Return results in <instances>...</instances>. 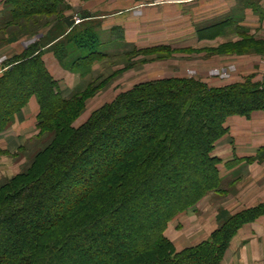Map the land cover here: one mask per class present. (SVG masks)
<instances>
[{
	"label": "trees",
	"instance_id": "16d2710c",
	"mask_svg": "<svg viewBox=\"0 0 264 264\" xmlns=\"http://www.w3.org/2000/svg\"><path fill=\"white\" fill-rule=\"evenodd\" d=\"M13 1L14 20L24 1ZM51 1L28 0L27 11L57 6ZM65 19L59 21L67 29ZM75 38L67 50L96 53L73 63L99 53L91 30ZM42 58L38 43L0 76V132L32 97L39 128L59 129L31 168L0 189V264H222L233 236L264 206L233 216L211 239L180 252L165 231L219 185L216 142L229 117L264 109V82L210 88L196 80L153 81L76 127L86 95L63 96Z\"/></svg>",
	"mask_w": 264,
	"mask_h": 264
},
{
	"label": "rangeland",
	"instance_id": "374dc122",
	"mask_svg": "<svg viewBox=\"0 0 264 264\" xmlns=\"http://www.w3.org/2000/svg\"><path fill=\"white\" fill-rule=\"evenodd\" d=\"M23 1V10L19 13L23 15L13 20L11 11L15 1L2 0L4 16L9 21L0 22V76L12 61L32 46L41 45L43 61L46 50L53 48L58 64L71 74L73 81L70 82L76 83L65 97L78 95L81 100L85 97L73 122L76 127L120 94L153 81L196 80L210 88H226L247 81L264 82V8L260 0H122L120 5L119 2L114 4L116 7L112 5L113 0H53L51 2L57 5L53 10L46 2L47 6L38 8L39 13L27 11L28 0ZM68 1L87 2L96 7L97 19L82 21L75 17V26L66 30L59 19L72 11ZM127 10L131 12L130 30L127 31L135 42L124 37L117 40V35L125 33L123 26L105 32L100 26V22ZM90 30L99 37L100 46L96 50L103 54L97 53L83 64H78L81 61L73 63L78 57L85 59L96 53L82 47H75L71 52L67 50L74 44L76 36ZM59 76L63 74L59 72ZM29 102L14 114L11 126L0 132V136L7 133V139L11 140V151L0 149V189L31 168L37 154L53 142L59 130L57 127L39 128V113L35 117L25 112ZM253 113L256 116L251 118ZM253 113L250 117L231 116L236 120L229 128L226 121L228 131L216 142L227 150L231 149L233 156L230 157L237 165L246 160L240 177L226 186L220 181L195 205L175 215L169 224L177 218L183 222L174 226L176 238L191 237L190 231L196 223L194 218L208 220L216 215L217 228L209 235V240L233 216L263 208L264 203L249 208L247 204L264 192V176L257 169V165L264 163V147L254 158L240 161L235 155L238 144L251 148L264 143V109ZM16 131L21 137L12 134ZM255 214L257 218L242 227L264 217L263 209ZM175 250L182 251L176 247Z\"/></svg>",
	"mask_w": 264,
	"mask_h": 264
},
{
	"label": "crops",
	"instance_id": "0c3cea01",
	"mask_svg": "<svg viewBox=\"0 0 264 264\" xmlns=\"http://www.w3.org/2000/svg\"><path fill=\"white\" fill-rule=\"evenodd\" d=\"M137 1V0H131V2ZM119 5L122 2V0H113V7L115 6L114 4L118 3ZM69 5L72 7V11L67 14V18L75 19L80 18L82 21H91L94 17L97 16V8L94 6H91L89 3H82V2H72L68 1L67 2ZM261 7L264 8V0H260ZM180 4V3H178ZM117 5V4H116ZM180 6V5H179ZM178 6V7H179ZM116 7V6H115ZM4 11L5 7L0 0V22L2 20L9 21L6 16H4ZM7 15L9 14V10L5 12ZM128 10L124 14H118V15H113L110 17L108 20L100 22V26L102 30L105 32L106 30H111L112 28H115L116 26H123L125 28V33H121V35H117V40L120 37H124L130 42H135L132 40V35L129 34L130 30L128 28V24H131V16ZM130 18H127V17ZM98 17V16H97ZM96 17V19H97ZM106 17V16H105ZM125 19L129 21H125ZM124 22V25H123ZM130 22V23H129ZM127 24V25H126ZM75 26L72 25L71 27L67 26L66 30H70ZM54 47V46H53ZM83 49V48H82ZM47 52L44 54V61L47 66L48 71L51 73V75L54 77V79L59 83L60 91L63 96L68 95V90L72 89L76 83H71L70 81H73V78L69 72L64 70L59 64L57 59H55V52L52 48V50L47 49ZM80 51L79 49L77 52ZM81 53V52H80ZM63 72H61V71ZM59 72L63 74L62 77L59 76ZM25 112L31 116H35L39 113V105L36 97H32L30 99V102L28 106L25 109ZM256 116L255 113L252 114L251 118H254ZM236 120L234 117H230L227 120L226 126L229 128L231 125H233V122ZM16 127V126H15ZM13 127V128H15ZM13 135H16L17 138L19 136L21 137V133L17 132L14 133L12 132ZM7 133H4L3 135L0 136V149L6 150V151H11L9 147V141L7 139ZM12 136V135H11ZM15 139V138H14ZM5 142V145H3ZM239 142V141H237ZM14 143V142H12ZM7 145V146H6ZM3 146V147H2ZM225 146H222L221 143L216 144L215 150L213 152V156L219 158L221 160V164L219 165V173L221 177V181L223 184L231 183L234 182L235 180H238V178L241 175V168H243L247 162L246 158H254L258 154V151H260L264 147V143H259L255 145L254 147H244L238 144L236 150H235V155L237 158L240 159L239 164L237 165V162H233V158L230 156H233L231 149L227 150V148H224ZM227 147V146H226ZM225 149V150H224ZM229 151V152H227ZM229 168L231 170H229ZM257 169L261 170L262 176H264V163L261 165H257ZM260 203H264V192H262L261 196L258 195V198L254 199L252 202H249L247 204V207H253L256 206ZM244 208V207H243ZM195 224L192 227L191 232V237H184V239H180L179 237L176 238L175 235L173 234L174 231V226L177 227V225L181 224L182 221L180 218L175 219L172 221L166 232L165 235L166 237L175 245L177 250H183L185 248H189L192 246H197L203 241L208 240L209 235L217 228V219L216 215L213 214L212 218L208 220H203V219H198L194 218ZM184 225V224H183ZM180 227V226H179ZM222 264H264V217L259 218L253 223L247 224L244 227H242L236 236L232 239L229 250L225 254V258L223 260Z\"/></svg>",
	"mask_w": 264,
	"mask_h": 264
},
{
	"label": "water",
	"instance_id": "95a60500",
	"mask_svg": "<svg viewBox=\"0 0 264 264\" xmlns=\"http://www.w3.org/2000/svg\"><path fill=\"white\" fill-rule=\"evenodd\" d=\"M65 24L69 27H71L72 25L75 24V20L71 19V18H67L65 19Z\"/></svg>",
	"mask_w": 264,
	"mask_h": 264
}]
</instances>
